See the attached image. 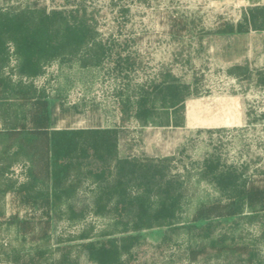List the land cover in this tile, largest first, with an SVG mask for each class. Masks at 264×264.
I'll use <instances>...</instances> for the list:
<instances>
[{"label":"rangeland","instance_id":"obj_1","mask_svg":"<svg viewBox=\"0 0 264 264\" xmlns=\"http://www.w3.org/2000/svg\"><path fill=\"white\" fill-rule=\"evenodd\" d=\"M34 6L45 8L47 13L79 9L95 30V38L86 50L102 49L103 57L97 66H91L95 61L85 60L91 56L84 50L70 61L56 59L46 63L39 75L31 77L18 72L15 47L9 43L8 63L3 67L2 77L20 90H30L36 97L61 95L58 104L71 109L66 116L73 127L115 126L114 118L119 113L120 156L167 160L168 178L181 183L177 188L182 193L179 229L173 231L162 226L144 230L141 242L124 255V260L129 264H264V214L258 220H250L246 205L241 219L215 223L211 236L227 235V244L250 247L254 253L251 261L227 252L192 262L189 248L208 239L203 232L184 227L201 204L227 201L231 195L239 194L234 186L222 187L227 176L233 175L242 183L264 173V74L261 78L264 62L254 54L249 58V67L239 74L234 70L238 65L230 69L229 63L221 62L225 55L209 49L212 41L218 46L222 43L211 37L212 33L224 30L226 24L243 22L239 0H0L4 11ZM173 17L183 21L185 31L181 37L168 33ZM249 30L255 31L252 27ZM239 54L241 50L234 49L228 57ZM82 59L88 66H83ZM170 78L193 87L195 93L191 92L178 109L167 110L169 107H162L157 100L160 118L156 117L154 123L123 118L119 98L129 95L138 101L144 87L166 84ZM65 88L68 92L64 95ZM4 96L0 120L9 127L17 123L21 114L11 106L13 90L8 89ZM198 105L204 109L200 115L195 113ZM3 149L2 142L0 160L11 166L6 187L16 192L17 183L18 188L23 184L29 186L27 156L19 147L4 156ZM56 166L63 171V163ZM67 170L68 177L63 182L71 185L79 173L68 166ZM29 188L25 192L39 193L46 186L37 184L32 190ZM95 188L90 179H82L73 203L77 208L87 207L86 214L79 220H71L63 213L52 214L51 237L47 243L38 245L24 239L12 222L14 217L31 216L33 209L12 200L7 212L0 214V241L10 254L13 251L10 259L27 261L35 255L34 246H41L49 249L45 254L49 261L61 259L70 250L68 259L78 264H94L82 250V244L120 237L127 232L114 231L113 213H95ZM159 196L155 191L153 198Z\"/></svg>","mask_w":264,"mask_h":264},{"label":"trees","instance_id":"obj_2","mask_svg":"<svg viewBox=\"0 0 264 264\" xmlns=\"http://www.w3.org/2000/svg\"><path fill=\"white\" fill-rule=\"evenodd\" d=\"M169 34L181 37L184 35L183 21L171 18ZM264 30V8L248 11L243 22L238 25L226 24L219 33L229 35L245 32L249 28ZM95 38L93 24L85 14L76 11H52L34 6L22 10L4 11L0 7V107L8 89L13 90L11 106L20 111L16 124L8 131L9 147L18 146L27 156L32 183L46 186L39 193L24 192L16 201L22 206L33 209V214L23 219L13 218L20 235L31 245L49 241L54 228L52 214L63 213L71 220H79L86 214L85 208L75 207L73 200L77 196L82 179L88 178L96 184L97 192L94 211L97 214L116 215L115 230L124 233L120 237H109L82 244V250L94 264H129L124 260L131 250L141 242L142 232L165 226L173 231L177 226L182 193L177 188L179 181L168 178L167 160L120 156L119 144L122 137L120 126L113 129H85L53 131L52 104L48 97H36L30 90H20L2 77L3 67L8 63L12 43L17 56V70L26 76H37L46 63L56 59L70 61L86 50ZM86 55L95 61H101L102 49L86 50ZM83 56V55H82ZM81 60L83 66L86 65ZM195 89L176 80L168 83L148 85L139 94L138 101L129 95L119 98L123 118L138 120L142 124L155 122L160 118L156 101L167 106V110L178 109L186 97ZM121 95V93H119ZM121 99V101H120ZM9 107V105H8ZM3 110V109H2ZM5 110V109H4ZM162 112V111H161ZM67 166L79 173L76 182L65 185L63 171H58L57 163ZM222 187L234 186L238 195H231L227 201H213L201 204L186 221L184 227L189 231L195 229L208 240L205 243L189 248V259L192 262L213 254L227 252L240 254L248 260L254 257L253 250L246 245L227 244V235L214 238L211 230L215 223L238 221L243 217V206L250 210L248 219L258 220L264 214V173L237 182L233 175L222 181ZM25 188V187H24ZM29 188V189H30ZM160 195L153 198L154 192ZM64 206V209L62 208ZM42 210L41 215L37 212ZM121 227V228H119ZM0 254L12 264H78L68 259V250L61 259L49 261L45 254L48 248L34 246L35 255L27 261L12 258L11 254L0 246ZM14 252H16L14 250Z\"/></svg>","mask_w":264,"mask_h":264},{"label":"crops","instance_id":"obj_3","mask_svg":"<svg viewBox=\"0 0 264 264\" xmlns=\"http://www.w3.org/2000/svg\"><path fill=\"white\" fill-rule=\"evenodd\" d=\"M239 4L241 6L240 15L242 17L247 15L248 11L251 9L264 8V0H239ZM210 36L219 39L222 43H221V46H218L215 43L216 41H214V42L212 41L213 46H211V48H209V49H211V51L212 50L216 51V54H218V55L221 53L223 55H225L223 60H221V62H224V64L229 63L227 66H229L230 69H232L233 65H238L234 68V70H237V72L239 74H242L241 71L246 70L247 66L249 67L248 63H249V60H251L249 58H251L252 55H254V54L256 57L259 56L261 61L264 62V30H255V31L248 30L245 32H235V33L229 34V35H225V34H221L219 32L218 33L215 32V33H212ZM240 44H241V46L239 47ZM234 49L241 50V54H239L238 57H236V56L228 57V55L230 56V54L233 53ZM250 62H252V61H250ZM250 69L252 70V68H250ZM263 74L264 73H261V78L263 77ZM67 88H65V90H63L64 95L68 92ZM61 98H62L61 95L55 96L53 98L48 97V99L50 100V102L52 104L53 125H52L51 129L53 131L59 132V131H63V130H78V129H81V130H85V129H113V128H116L119 125V123L121 122V117H120V114L118 113L114 118L115 119V126H110V127L109 126H107V127L106 126H86L83 128L73 127L71 121L68 120L67 116H66V112L68 110H71V109L62 108L58 104L59 102H61ZM201 112L203 113L204 109L203 108L201 109L200 106L198 105L195 113L200 115ZM209 116H210V114H209ZM187 123H189L188 120H187ZM12 126H9V127L4 126L0 120V144L3 142L5 145V149L2 150V154L4 156L6 154H8L11 150H13L15 147H18V146L9 147V144H8V137L6 134H7V131ZM63 164H64L63 181H65L67 179L68 175L66 174L65 162ZM30 166H31V164L29 162L28 180L32 183L33 181H32L31 176H30ZM10 167L11 166L4 165V163L1 162V160H0V214L1 213L4 214L7 212L6 208L10 207L12 200H14L17 205H19V202L16 201V199L24 196V192L28 188V185L25 186L24 184L21 185V187L19 186V188H18V183H17L16 187H15L16 192H10V188L6 187V185H5L7 182V173H8V170L10 169ZM67 172H68V170H67ZM7 201H9V203ZM23 206L24 205H22V207ZM24 207H27V206H24ZM1 245L2 244L0 241V246ZM0 264H12V263L10 262V260L4 258L2 254H0Z\"/></svg>","mask_w":264,"mask_h":264}]
</instances>
